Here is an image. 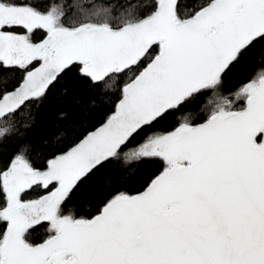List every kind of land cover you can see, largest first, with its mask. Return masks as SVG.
I'll return each instance as SVG.
<instances>
[{"label": "snow or ice", "instance_id": "obj_1", "mask_svg": "<svg viewBox=\"0 0 264 264\" xmlns=\"http://www.w3.org/2000/svg\"><path fill=\"white\" fill-rule=\"evenodd\" d=\"M0 264H264V0H0Z\"/></svg>", "mask_w": 264, "mask_h": 264}, {"label": "trees", "instance_id": "obj_2", "mask_svg": "<svg viewBox=\"0 0 264 264\" xmlns=\"http://www.w3.org/2000/svg\"><path fill=\"white\" fill-rule=\"evenodd\" d=\"M80 18L85 19V17ZM52 105L67 107L69 105V102L67 100L59 99L53 96L50 104L41 109L40 113L37 116V126L31 133L33 142L38 146L42 145L45 140L51 139V135L55 131V129L51 127L50 123V108Z\"/></svg>", "mask_w": 264, "mask_h": 264}]
</instances>
